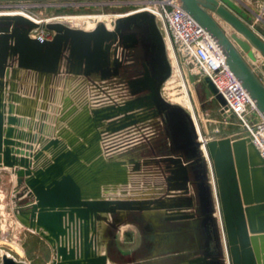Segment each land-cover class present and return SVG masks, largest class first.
I'll return each instance as SVG.
<instances>
[{"label":"water","instance_id":"water-1","mask_svg":"<svg viewBox=\"0 0 264 264\" xmlns=\"http://www.w3.org/2000/svg\"><path fill=\"white\" fill-rule=\"evenodd\" d=\"M13 1L25 0H0ZM179 2L218 44L264 117V83L244 57L256 62L257 52L264 58V41L248 26L252 18L237 0ZM42 28L49 38L34 36ZM138 63L139 71L132 74ZM23 73L54 92L61 87L57 117L49 114L52 104L32 127L18 115L13 92ZM125 73V84L113 82ZM171 75L152 12L139 9L117 18L110 29L99 22L91 30L0 14V171L14 180L15 218L50 247L48 264H117L104 241L109 220L126 222L136 214L155 213L168 221L202 220L210 245L206 264H264V161L249 138L206 140L212 200L202 166L207 158L192 117L163 96ZM201 81L219 114L231 120L211 80L203 76ZM156 118L173 124L183 153L125 158ZM49 120L67 128H51ZM144 167L160 171V196H127L132 175ZM96 182L119 188L89 192L86 185ZM0 264L28 263L0 251Z\"/></svg>","mask_w":264,"mask_h":264},{"label":"rangeland","instance_id":"rangeland-1","mask_svg":"<svg viewBox=\"0 0 264 264\" xmlns=\"http://www.w3.org/2000/svg\"><path fill=\"white\" fill-rule=\"evenodd\" d=\"M148 1L25 0L0 2V14L19 13L33 20L42 21L43 24L45 22H59L72 28L83 30H91L99 22H102L110 29L113 27L114 21L122 17L123 14L139 9L153 10V7H147L151 6ZM41 32L49 33L42 28L33 34L36 36ZM162 35L168 41V47L166 46L167 54L170 55L168 59L172 68V75L162 90L163 96L168 101L180 105L190 113L198 133L201 150L208 160L203 142L226 136L232 139L244 138V129L238 120L225 122L221 118L216 102L202 84L201 79L205 75L203 69L194 60L189 59L181 53L178 54L176 51L173 52L165 31H163ZM49 36H51V33H49ZM244 57L255 74L264 83V58L260 56V62L253 63L246 55ZM134 69L132 74L139 71V63L134 65ZM126 79L125 73L120 78L113 80V82L123 84ZM143 138L141 142L131 149L134 150L135 158H146L148 155L160 157L170 152L180 154L185 150L177 139L173 124L165 122L162 118H156L152 121L151 130ZM207 160L204 159L202 161V166L207 176L206 180L209 182V192L212 194L211 198L213 200V176L209 160ZM151 173L145 172L147 176H140V174L135 173L132 175V178L153 179L155 171L152 170ZM162 178L160 176V180H158L162 182ZM12 186L11 175L6 171H0V251L7 252L28 264H48L52 257L48 244L24 228L13 214L11 205ZM150 219L156 226L153 230L152 245L148 247L149 251H145L142 248L141 236L137 229L132 226L130 232L126 233L124 237L127 244L119 243V246H117L116 255L119 259L131 260L134 264H159L152 261L151 258L158 257L161 254H158V248L165 238L164 236H160L159 230L160 227L164 228L165 225L163 227L162 225L160 226L163 223V217L159 213L151 215ZM217 220H215V226L217 231H220L219 221ZM153 250L156 252H154L155 256L152 254ZM223 252L225 253L224 249L221 250V253ZM224 253L223 255L225 256L226 254Z\"/></svg>","mask_w":264,"mask_h":264},{"label":"crops","instance_id":"crops-1","mask_svg":"<svg viewBox=\"0 0 264 264\" xmlns=\"http://www.w3.org/2000/svg\"><path fill=\"white\" fill-rule=\"evenodd\" d=\"M237 1L240 3L239 5H241L242 9L248 11L253 17L255 33L264 41V21H256V15L260 14L262 8V0ZM35 80L39 79L30 74L23 73L21 78L16 81V88L13 92L14 98H16L14 101V106L17 110L16 112L22 118L29 120L31 127L33 126V122L38 120V114L45 113L47 104L55 106L49 114L53 117H57L59 110L56 111V109L60 108L59 103L61 100V87L58 89L60 91L54 92L51 89L52 87L49 88L46 84H38L39 82H34ZM49 89L50 91H48ZM55 96L57 102L53 103V101H55ZM49 123H52L51 128L54 126L56 130L58 128L66 127L65 123L58 124L57 121L53 124L54 121L49 120ZM54 134H57L56 131H54ZM131 151L132 150L125 151V158H135L134 153ZM152 170L155 171L153 179L133 178L131 185L125 188L128 190L127 196L146 198H156L160 196L163 186L159 181L160 171L156 168L144 167L140 170V176L146 175L145 172L151 173ZM13 181V177L11 176V183H13ZM100 183L101 182H96L89 186L86 185V188L89 192L97 193H101L102 190L105 191L108 189L112 190V188H119V186L111 185L105 187ZM162 217L163 223H161L160 226L162 225L163 227L165 225V229L160 227L159 233L160 236H164L165 239L158 248V254H161L158 257L151 258L152 261L158 262L159 264H206L205 257L209 256L210 245L205 223L199 219L168 221L163 215ZM109 223L110 224L107 225L109 233L104 234V241L110 246L111 259L113 262L117 264H134L131 260L119 259L116 255L119 243L127 244L124 237L126 233L130 232L132 226H134L140 234L142 248L145 249V251V247L148 248L152 245V239L154 237L153 230L156 225L154 222H151L149 214H136L134 219H128L126 222L123 220L116 222L111 219L109 220ZM154 252L155 251L153 250V256H155L156 253Z\"/></svg>","mask_w":264,"mask_h":264},{"label":"built area","instance_id":"built-area-1","mask_svg":"<svg viewBox=\"0 0 264 264\" xmlns=\"http://www.w3.org/2000/svg\"><path fill=\"white\" fill-rule=\"evenodd\" d=\"M158 12V21L168 37L173 52L194 60L205 72L217 92L225 101L222 108L226 117L238 120L244 137H248L264 161V117L258 111L247 91L226 64L225 56L214 39L181 7L179 0H149ZM249 27L254 30L253 17ZM157 17V16H156ZM256 21H264V0ZM40 38H49V33H39ZM221 116V115H220ZM221 118L229 122L226 118Z\"/></svg>","mask_w":264,"mask_h":264},{"label":"bare ground","instance_id":"bare-ground-1","mask_svg":"<svg viewBox=\"0 0 264 264\" xmlns=\"http://www.w3.org/2000/svg\"><path fill=\"white\" fill-rule=\"evenodd\" d=\"M143 10V9H142ZM146 11H149V12H152L155 16H157L156 17V20H157V24H158V27H159V29H160V31H161V33L163 34V31H164V29H163V25H162V23L161 22H159L158 21V12L157 11H155V9L153 8V10H146ZM15 14H17V15H21V14H19V13H15ZM13 15V14H12ZM23 15V14H22ZM23 16H26V15H23ZM27 17V16H26ZM29 18V17H28ZM31 19V18H30ZM31 20H33V19H31ZM33 21H36V22H39V21H37V20H33ZM75 22V24H77V22L76 21H74ZM225 28H226V30H227V32L230 34V29H228L227 28V26H225ZM164 39H165V44H166V46L168 47V41L166 40V38L164 37ZM166 47V48H167ZM254 54H255V57H256V62H260V60H261V58H260V55L257 53V52H254ZM168 55V58H170V55L169 54H167ZM264 61V60H263ZM254 63V62H253ZM255 67V66H254ZM256 69H258V68H256ZM255 69V70H256ZM263 80V79H262ZM167 84V83H166ZM176 103V102H175ZM197 132V131H196ZM198 134V133H197ZM245 138H248V137H245ZM203 143H205V142H203Z\"/></svg>","mask_w":264,"mask_h":264}]
</instances>
